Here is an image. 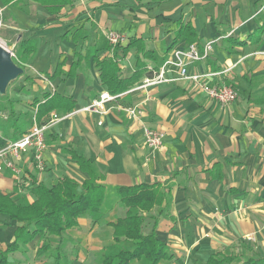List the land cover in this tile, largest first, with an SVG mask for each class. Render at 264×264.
Instances as JSON below:
<instances>
[{
  "label": "crops",
  "instance_id": "1",
  "mask_svg": "<svg viewBox=\"0 0 264 264\" xmlns=\"http://www.w3.org/2000/svg\"><path fill=\"white\" fill-rule=\"evenodd\" d=\"M0 8L5 24L1 38L14 50L28 39L36 44V52L20 62L24 78L32 80L33 89L42 87V95L72 98L71 113L76 112L45 132L44 172L34 167L31 152L15 161L25 188L11 170L0 169V195L32 203L39 184L50 187L69 177L81 185L90 175L73 154L90 163L97 183L106 189L99 214L82 216L61 236H37L9 255L8 264H102L114 251L131 250L126 243H115L110 224L127 212L117 188L141 184H159L166 192L162 206L143 214V232L150 233L156 224L157 239L172 257L159 264H205L217 253L264 258V0H77L58 15L33 0L0 3ZM188 24L195 39L183 38L166 53L181 26ZM77 31L85 38L74 42ZM110 32L125 38L120 48L108 42L105 34ZM133 38L142 40L156 59H145L134 48L124 55ZM212 40L213 51L190 65L189 73L219 74L211 82L234 87L236 102L220 104L187 80L135 89L174 50L195 45L202 53ZM76 53L82 61L76 75L68 77ZM138 58L147 73L107 105L106 114L81 112L109 92L97 60H117L122 78L129 79ZM59 65L63 73L49 80ZM168 74L177 76L174 69ZM134 106L142 110L140 119H130L122 110ZM52 113L70 114L54 111L40 122ZM145 126L164 134L161 148L145 145ZM20 227L0 214V251L15 241ZM129 264L150 263L142 258Z\"/></svg>",
  "mask_w": 264,
  "mask_h": 264
},
{
  "label": "trees",
  "instance_id": "2",
  "mask_svg": "<svg viewBox=\"0 0 264 264\" xmlns=\"http://www.w3.org/2000/svg\"><path fill=\"white\" fill-rule=\"evenodd\" d=\"M18 0H0L3 6ZM51 14L58 15L67 7L73 5L77 0H33ZM140 2V0H138ZM143 5V4H142ZM196 37L193 28L188 24L181 26L176 34L171 46L166 53L183 38L192 42ZM85 36L77 31L73 37L74 42L77 39H83ZM117 48H120L118 45ZM144 56L145 59L155 60L154 52L148 51L142 40L131 39L123 49L124 55H127L131 49ZM18 59L14 62L23 69L20 62H26L31 55L36 52V44L32 39L21 41L16 47ZM78 58L70 67L65 75L74 77L80 66L82 58L76 53ZM97 66L101 68V81L109 92L113 95L125 93L138 83L147 73L146 63L140 58L137 60L136 70L132 77L123 79L121 68L117 60H97ZM154 70H152L153 72ZM150 72V74H152ZM61 66L53 76L48 74L49 80L62 74ZM24 76V74H23ZM25 81H32L25 78ZM32 107L35 108L36 119L41 121L51 112L71 113L75 104L70 97H62L58 94L44 93L41 98L34 99ZM14 117V114H11ZM33 117L30 118V125H33ZM16 129L11 140H18L29 130L22 129L17 119L12 124ZM30 127V128H31ZM7 138L0 134V148L5 145ZM73 159L77 161L80 168L90 175V179L81 185L69 177L60 178L50 187L39 184L34 189V201L16 202L7 195H0V214L10 217L11 220L22 224L15 232V241L5 250L0 251V264H8L9 255L15 253L21 245H28L37 236H61L65 231L77 226L78 219L86 214L97 215L105 201L106 189L97 183L98 178L91 170L90 163L82 157L73 154ZM159 184L146 185L141 184L130 187H118L117 192L120 201L127 209L124 218L118 219L110 225L114 228L115 243H126L132 246V249H121L106 255L102 264H129L136 259H146L150 264H159L162 259L170 260L166 244L157 239L155 224L152 231L148 234L143 232L146 216L144 213H150L157 206H162L166 199V192L162 191ZM169 191V188L168 190ZM205 264H264V258L244 257L243 254L217 253L213 254Z\"/></svg>",
  "mask_w": 264,
  "mask_h": 264
},
{
  "label": "built area",
  "instance_id": "3",
  "mask_svg": "<svg viewBox=\"0 0 264 264\" xmlns=\"http://www.w3.org/2000/svg\"><path fill=\"white\" fill-rule=\"evenodd\" d=\"M5 27L4 24V9L0 8V30ZM108 42L117 46L125 40V38L117 33H106ZM216 40L207 42L203 47V52L192 45L186 50H174L172 56L167 59L165 64L159 71H153L150 77L143 80L142 84L135 89H146L149 87H155L160 84L177 82L180 80H187L197 84L201 90L212 100L223 104H231L237 101L238 93L234 87L225 84H213L212 78L219 75L216 73L206 74H191L189 73V66L195 62L205 60L209 54L213 51ZM0 45L7 51L11 52L12 56L14 48L9 46V43L0 37ZM171 69L176 70V77H170L169 72ZM126 93L113 95L110 92H103L99 97L95 98L89 105L84 107L81 112H95L98 114H106L109 109L107 105L113 104L121 99ZM130 119H140L142 116V110L138 106L127 107L122 109ZM36 112L33 117V125L29 131L16 141H8L6 145L0 148V169L6 168L16 176L17 182L21 188L26 187V180L23 179L22 169L16 164V160H19L22 155L27 152H31L34 167L39 172L46 170L45 164V150L47 148L45 132L53 127L55 124L69 118L76 112L61 116L57 113H52L44 122H39L36 119ZM80 112V111H79ZM3 115L0 114V118ZM164 141V134L160 131L152 129L149 126L144 127V143L151 150H157L162 147Z\"/></svg>",
  "mask_w": 264,
  "mask_h": 264
},
{
  "label": "rangeland",
  "instance_id": "4",
  "mask_svg": "<svg viewBox=\"0 0 264 264\" xmlns=\"http://www.w3.org/2000/svg\"><path fill=\"white\" fill-rule=\"evenodd\" d=\"M0 37H4L1 32ZM13 54L15 55L13 59L17 60L16 49L13 51ZM24 83L26 85L21 87ZM33 85V82L25 81L24 76H22L9 85L5 96H0V114L3 115L0 118V134L4 137L12 139L16 131L12 124L16 119L22 129H30V118L34 114L32 102L36 98H41L43 93L42 87L33 89ZM12 113L14 117L11 116Z\"/></svg>",
  "mask_w": 264,
  "mask_h": 264
},
{
  "label": "water",
  "instance_id": "5",
  "mask_svg": "<svg viewBox=\"0 0 264 264\" xmlns=\"http://www.w3.org/2000/svg\"><path fill=\"white\" fill-rule=\"evenodd\" d=\"M23 74L24 70L14 62L11 52L0 45V96H5L9 85Z\"/></svg>",
  "mask_w": 264,
  "mask_h": 264
}]
</instances>
